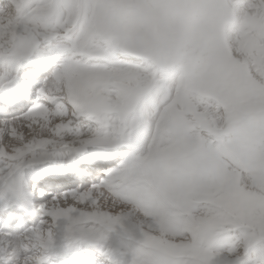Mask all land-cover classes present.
<instances>
[{
  "label": "snow or ice",
  "instance_id": "snow-or-ice-1",
  "mask_svg": "<svg viewBox=\"0 0 264 264\" xmlns=\"http://www.w3.org/2000/svg\"><path fill=\"white\" fill-rule=\"evenodd\" d=\"M105 198L161 264H210L228 230L262 264L264 0H0V220L43 209L0 264L102 238Z\"/></svg>",
  "mask_w": 264,
  "mask_h": 264
},
{
  "label": "bare ground",
  "instance_id": "bare-ground-1",
  "mask_svg": "<svg viewBox=\"0 0 264 264\" xmlns=\"http://www.w3.org/2000/svg\"><path fill=\"white\" fill-rule=\"evenodd\" d=\"M28 186L29 187L31 186V181H28ZM233 197H235V196H233ZM229 199H230V197H229ZM226 200H228V198ZM225 202L226 201H224L223 203H225ZM102 203L104 204V206L106 208H108V209L114 208V210L117 213L122 214L121 224L117 225L114 228L115 230L108 231L106 233V238L103 240V243L105 244L104 249L106 251V255L103 256V260L106 258H110L109 264H112L113 261L115 262L114 264H122L124 259H123V261L121 259L125 257L124 255L127 252V250L129 252L132 249H134V248L131 249L127 245H130L133 247L138 246V244H140L139 241H141L143 239L142 230L150 232L154 229L155 226L151 220L146 218V216H141L139 213L133 214L131 212H125L124 205H130V204H126V203L123 204L122 202H113L107 198H105L102 201ZM226 204H228V203H226ZM226 204H224V205L226 206ZM33 215H35V212L28 214V215H25V217H21L20 223L17 226L18 229L25 231L27 228L33 226L34 224H37V217H39V216L36 215L33 217ZM31 216H32V218H28ZM40 218H41V216H40ZM0 221L3 222L2 220H0ZM98 227H100V226H98ZM54 231H57V233H56L57 238H56L55 259H57L59 264H69V262H68L69 259H67L66 261H62V257L68 249L75 247V245H70L69 247H67L68 244H66L62 239L63 232H62L61 228H55ZM125 235H127L128 237H130L132 239H126ZM17 238L18 237L11 236V240L13 239L14 242H17ZM137 238H139V239L137 240ZM19 240L22 241L20 238H19ZM6 241H8V239ZM22 242L25 243V241H22ZM227 242H230V241H227ZM230 244H231V242H230ZM82 245H83V243H80L79 247L77 249V251L79 253V264H82V262H83L82 260H80V255L82 253L81 249L83 248ZM218 247H220V246L218 245ZM232 247H233V245H232ZM236 248H237V246H236ZM216 249L218 250V252H217V250H215L216 254L218 253L217 257L219 260H221L219 257L221 256V251L223 248H221V250H220V248H216ZM211 250H213V248H211ZM223 250H227V251H224L226 256H230L232 254L231 253V245L227 246ZM248 257H251V260L247 264H251V262L255 259L254 258L255 255L250 254ZM48 258H50V254H48ZM74 258L76 259V257H74ZM111 259H113V261ZM260 259H261L262 264H264V258H260ZM126 261L127 260H125V263H126ZM74 263H76V261ZM128 264H130V263H128Z\"/></svg>",
  "mask_w": 264,
  "mask_h": 264
},
{
  "label": "rangeland",
  "instance_id": "rangeland-1",
  "mask_svg": "<svg viewBox=\"0 0 264 264\" xmlns=\"http://www.w3.org/2000/svg\"><path fill=\"white\" fill-rule=\"evenodd\" d=\"M37 131H41L40 129H36ZM43 132H44V134L45 135H47L48 134V131H47V129L45 128V129H43L42 130ZM241 199V197L239 196V195H237V196H235V197H230V199L228 198V200H225L226 202L225 203H223L222 205H221V207L226 211V212H230V213H233V214H235L236 212H238V204H237V202L239 201ZM226 203H228V204H226ZM124 204V203H123ZM224 204H226V206L224 205ZM234 204V205H233ZM224 206V207H223ZM112 209H114V208H112ZM43 217V215L41 216V218ZM149 219V218H148ZM210 220L211 219H215V217H210L209 218ZM150 220V219H149ZM113 230H115V229H113ZM61 232V231H60ZM59 232V233H60ZM55 233H57V231H55ZM221 235H225V237L223 238V239H227V240H229L230 242H231V244H230V242H222V243H216V242H213V244H212V246H211V248H213V250H211V252L214 254L213 255V257H212V260H211V262H210V264H247V263H249V261L251 260V257H248L250 254H254L255 255V259H256V253L254 252V251H250L249 253H248V255L247 256H244V257H242L241 258V260H237V253H239L240 251H241V241L239 240V230H228V231H224V232H222L219 236H217V238L215 239V241H219V240H223V239H220L219 237L221 236ZM56 238H57V236H56ZM125 238L126 239H132V238H130V237H128L127 235H125ZM139 238H137V240H138ZM237 240V241H236ZM5 242H7V241H5ZM127 242V241H126ZM139 243H140V241H139ZM233 243V244H232ZM215 245V246H214ZM218 245L220 246V247H218ZM231 245V255L230 256H226V254L224 253V251H227V250H223V249H225L227 246H230ZM232 245H233V247H232ZM128 247H130L131 249L132 248H136V247H138L139 246V244H138V246H130V245H127ZM214 246V247H213ZM236 246H237V248H236ZM216 248H220V250H221V248H223L222 249V251H221V256L219 257L221 260H219L218 259V255L216 254V252H215V250H217ZM235 248V249H234ZM240 248V249H239ZM133 250V249H132ZM130 252V251H129ZM128 252V250H127V252L125 253V257L124 258H122L121 260L123 261V259H124V263L122 262V264H128V263H130V259H131V257H130V255H127V253H129ZM217 252H218V250H217ZM233 255V256H232ZM128 256V257H127ZM128 259H127V258ZM223 258V259H222ZM261 258H264V257H261ZM112 261H113V259H111ZM125 260H127L126 261V263H125ZM115 262L113 261L112 262V264H114Z\"/></svg>",
  "mask_w": 264,
  "mask_h": 264
},
{
  "label": "clouds",
  "instance_id": "clouds-1",
  "mask_svg": "<svg viewBox=\"0 0 264 264\" xmlns=\"http://www.w3.org/2000/svg\"><path fill=\"white\" fill-rule=\"evenodd\" d=\"M125 212H131L133 214L139 213L141 216L144 215V210L138 209L134 205H124ZM177 222H179V217L176 218ZM113 230V229H112ZM110 231L109 229L100 226L97 228V234L99 237L102 238H92L91 240L87 241V244H97L103 241L106 238V233ZM160 233H158L159 235ZM169 239H175V240H183L186 239L185 236L181 234L177 235H169ZM71 245H75V247L72 248V252L74 257H76V264H79V253L77 251L79 244L77 243H71ZM23 247V242L17 238V242L14 244V251H20V249ZM127 255H130V264H132L133 261H135V264H161V258L159 253L149 245H147L144 242H140L139 246L133 250H131Z\"/></svg>",
  "mask_w": 264,
  "mask_h": 264
}]
</instances>
